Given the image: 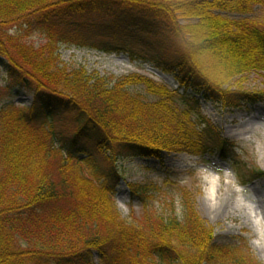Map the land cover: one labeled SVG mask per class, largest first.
Here are the masks:
<instances>
[{
	"label": "trees",
	"instance_id": "1",
	"mask_svg": "<svg viewBox=\"0 0 264 264\" xmlns=\"http://www.w3.org/2000/svg\"><path fill=\"white\" fill-rule=\"evenodd\" d=\"M256 7L264 0H0V67L9 79L5 97L0 92V264H260L246 245L219 242L188 192H178L179 216L166 215L155 206V185L132 184L131 200L141 213L126 220L113 199L115 169L110 182L95 185L63 168L55 172L51 161L59 113L77 124L73 139L60 140L70 157L89 142L98 149L117 143L115 159L125 152L158 160L165 152L197 154L180 139L187 123L164 88L142 75L112 80L69 67L60 58L62 46L152 60L174 73L182 91L228 106L255 103L264 101V91L223 87L264 71V22L243 17ZM64 8L100 14L59 23ZM24 25L38 27L44 43L26 41ZM140 83L156 100L130 92ZM20 91L35 102L16 106L10 97ZM220 140L223 157L236 163L235 145ZM236 170L243 180L264 175Z\"/></svg>",
	"mask_w": 264,
	"mask_h": 264
},
{
	"label": "rangeland",
	"instance_id": "2",
	"mask_svg": "<svg viewBox=\"0 0 264 264\" xmlns=\"http://www.w3.org/2000/svg\"><path fill=\"white\" fill-rule=\"evenodd\" d=\"M91 11L76 12L64 8L57 16V21L82 22L89 16L95 14L94 17H98L100 14ZM243 17L264 22V7H256L253 14ZM23 30L25 40L34 46L44 43L45 39L38 27L24 25ZM59 54L62 62L69 67H84L88 72L95 71L112 80L126 75H142L155 86L164 88L167 99L171 100L176 112L187 123L186 130L179 135L180 139L183 136V140L192 143L197 154L165 152L158 160L123 152V157L115 159V154L121 150L117 143H113L111 149H98L94 143L84 141V150L76 151L75 157H70L60 151V140L73 139L77 124L70 114L59 113L52 122L53 133L58 140L53 143L56 150L55 157L51 160L54 171L63 168L72 179L80 177L101 185L110 182L107 175L115 169L117 178L114 180L118 182L113 185V199L121 217L126 220H130L132 212L135 215L141 213L140 206L131 200L132 184L155 185V206L166 212V215L179 216L181 209L178 192H188L193 196L197 214L214 228L219 242L246 245L254 260L264 264V175L248 174L256 169L264 172V101L228 106L221 100L206 98L201 93L182 91L177 87L174 73L162 71L152 60L142 62L138 59L131 60L125 54L65 45L60 48ZM239 80L241 77L225 85L223 90L264 91V71L250 72L243 76V81L238 82ZM8 86L9 79L0 74L2 97H5ZM129 89L134 94L145 96L147 100L157 98L153 94H147L144 83L131 85ZM11 92H15V88ZM20 93L27 95H19ZM28 95L30 94L23 91L15 95L17 101L20 100V105L14 101V95L10 97V101L18 106H26L32 100ZM47 128L45 131L50 127ZM220 138L235 145L236 150H232L236 153V163L229 164L223 160L224 152L218 147ZM48 144L50 145L49 139ZM237 167L248 174L244 180L237 177Z\"/></svg>",
	"mask_w": 264,
	"mask_h": 264
}]
</instances>
